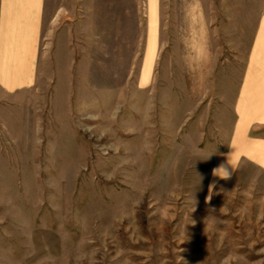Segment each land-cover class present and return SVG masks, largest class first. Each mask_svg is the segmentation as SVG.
I'll return each instance as SVG.
<instances>
[{
	"label": "rangeland",
	"instance_id": "374dc122",
	"mask_svg": "<svg viewBox=\"0 0 264 264\" xmlns=\"http://www.w3.org/2000/svg\"><path fill=\"white\" fill-rule=\"evenodd\" d=\"M56 4L39 83L0 93V264H264V152L234 151L264 144V0Z\"/></svg>",
	"mask_w": 264,
	"mask_h": 264
},
{
	"label": "crops",
	"instance_id": "0c3cea01",
	"mask_svg": "<svg viewBox=\"0 0 264 264\" xmlns=\"http://www.w3.org/2000/svg\"><path fill=\"white\" fill-rule=\"evenodd\" d=\"M152 26L156 21V0H150ZM56 0H0V93L6 96L34 89L39 83V75L47 49L45 43L50 35L51 21L57 14ZM52 18V19H51ZM51 35H53L51 33ZM155 40L152 38L150 51L154 50ZM45 45V46H44ZM46 53V54H45ZM252 57L254 69L245 82V88L255 87L251 91H243L238 112L241 116L240 128L244 129L245 115H259L264 119V20L260 28ZM247 93V94H246ZM250 95V94H249ZM242 126V127H241ZM239 136V135H238ZM264 152V144L258 141L247 143L236 141L234 151L238 157L244 153ZM236 158V159H237ZM233 167L219 160L216 177L230 174Z\"/></svg>",
	"mask_w": 264,
	"mask_h": 264
}]
</instances>
